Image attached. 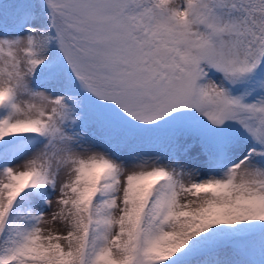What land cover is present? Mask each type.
I'll return each mask as SVG.
<instances>
[{"label": "snow or ice", "instance_id": "6c2138e0", "mask_svg": "<svg viewBox=\"0 0 264 264\" xmlns=\"http://www.w3.org/2000/svg\"><path fill=\"white\" fill-rule=\"evenodd\" d=\"M0 264H264V0H0Z\"/></svg>", "mask_w": 264, "mask_h": 264}]
</instances>
